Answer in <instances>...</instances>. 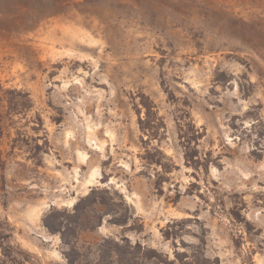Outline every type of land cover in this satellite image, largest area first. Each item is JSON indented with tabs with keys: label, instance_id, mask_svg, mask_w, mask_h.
<instances>
[{
	"label": "rangeland",
	"instance_id": "374dc122",
	"mask_svg": "<svg viewBox=\"0 0 264 264\" xmlns=\"http://www.w3.org/2000/svg\"><path fill=\"white\" fill-rule=\"evenodd\" d=\"M1 87L34 108L13 123L1 107L0 245L17 261L0 248V264H69L43 220L93 189L132 219L80 232L78 264H264V0H0ZM139 93L167 125L152 145L178 166L163 194L140 158ZM185 101L220 158L199 181L174 120ZM38 114L48 148H34Z\"/></svg>",
	"mask_w": 264,
	"mask_h": 264
},
{
	"label": "trees",
	"instance_id": "16d2710c",
	"mask_svg": "<svg viewBox=\"0 0 264 264\" xmlns=\"http://www.w3.org/2000/svg\"><path fill=\"white\" fill-rule=\"evenodd\" d=\"M217 81L221 80L218 79ZM164 90L167 94H169V99L176 103L175 96H173V94H171L166 88ZM135 97L133 96L132 98L135 99L134 107L138 116V126L143 134L142 144L144 152L140 155V158L146 167H156L162 170V174L159 173L155 180V187L160 194H163V185L167 181L166 175L173 173L178 169V166L159 146H153L152 143L153 141L159 142L166 137L167 125L159 112L158 106L150 96L145 93H139ZM3 102L7 104V116L13 123L16 121V118H22L24 116L28 117L29 113H31L34 108V102L29 92L14 88L1 87L0 141L3 135L1 126V107ZM179 108V114H177L174 118L179 144L183 150L185 165L194 170L193 175L199 181L201 174L203 173L208 175L211 166L214 165L220 158H214L212 152H205L201 148L202 141L206 137V131L203 127H199L195 123L189 110V101L181 103ZM35 119L37 122H33L35 125L31 127V130L37 134V137H34L33 139L35 141L43 139L44 144L40 145L36 142L34 148H48L49 141L47 137L39 135L41 131H44V121L39 114ZM144 136L148 139L145 140ZM192 185L195 186V184ZM111 195L112 193L110 190L93 189L88 196L81 198L71 211L53 209L45 216L43 220L44 226L50 233L61 237L63 245L67 248L65 257L69 264H78L81 262L82 253L77 247L79 233L102 226L105 215L119 213L115 216L114 222L112 223L119 226H126L129 224L132 217H130V214L127 212H118L116 208L118 206L116 204H111L108 201L109 198L114 200ZM105 196H108V198ZM120 199L122 204H124L125 201L123 198ZM105 207H109L111 210L104 215H99V210H103ZM176 235H178L177 232H174L173 230V232H168L166 237L168 239L171 238V236L178 237ZM6 237H2V240ZM106 244L111 243L107 241ZM106 244H103L102 247L104 248ZM0 248L4 257L2 262L17 261L13 256V245L9 244L4 246V244H1ZM122 250L123 248L121 246H116L117 253L122 254ZM153 258L158 260L156 264H171L160 260L161 258L158 256H153ZM206 261L212 264H221L219 258H216L215 261L204 258L202 261L195 260L192 264H206Z\"/></svg>",
	"mask_w": 264,
	"mask_h": 264
}]
</instances>
